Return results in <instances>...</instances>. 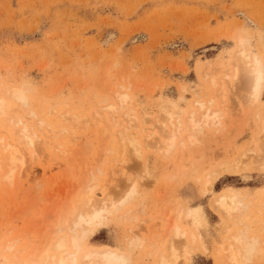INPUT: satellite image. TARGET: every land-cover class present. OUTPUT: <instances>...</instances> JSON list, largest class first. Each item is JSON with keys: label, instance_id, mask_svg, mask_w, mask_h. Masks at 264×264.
<instances>
[{"label": "rangeland", "instance_id": "obj_1", "mask_svg": "<svg viewBox=\"0 0 264 264\" xmlns=\"http://www.w3.org/2000/svg\"><path fill=\"white\" fill-rule=\"evenodd\" d=\"M238 36L264 67V0H0V98L10 88L28 94L26 105L0 107V144H16L19 119L38 139L32 148L20 144L23 163L11 175L0 163V264L15 257L23 263L49 238L64 235L63 219L74 216L78 195L92 186L96 199L105 194L112 201L86 248L114 249L127 264H175L167 258L170 245L187 242L185 264H229L224 247L246 226L244 233L259 241L244 263L264 264V170L253 168L264 138V125L263 134L258 125L264 121V85L258 100L246 99L249 87L238 80L242 66L238 71L235 63L240 59L234 62L241 56L234 55L241 49ZM231 75L243 87L233 88ZM121 95L128 98L122 107ZM129 109L135 124L124 117ZM211 110L214 124L183 121L200 120L199 111ZM65 112L79 120L64 121ZM124 127L140 141L139 154L117 152L116 132ZM170 130L175 141L166 153L161 145ZM247 149L253 160L243 156ZM237 156L247 161L235 163ZM215 167L214 177L209 173ZM222 191L241 198L244 211L225 217L213 209ZM184 206L200 214L195 231L203 249L187 237L171 241V224L189 231ZM179 249L178 257L184 254Z\"/></svg>", "mask_w": 264, "mask_h": 264}, {"label": "bare ground", "instance_id": "obj_2", "mask_svg": "<svg viewBox=\"0 0 264 264\" xmlns=\"http://www.w3.org/2000/svg\"><path fill=\"white\" fill-rule=\"evenodd\" d=\"M242 36V35H241ZM236 38H237V36H236ZM264 39V37H262V40ZM236 41H238L237 43H238V45L237 46H240V50H238L237 51V49H236V51L234 52V55L235 54H237V53H240V57H238V56H233L235 59H234V62L236 61V60H238V59H240L241 60V58H242V60H245V61H243V63H242V65H241V63H240V60H238V61H236L235 63H237V65L239 66V68L237 69L238 71H240V69L242 68V70L244 71V73H245V75H243L244 73H243V71L241 70V72L242 73H240L239 72V74L237 75V76H239V79L238 80H240L241 82L242 81H244L243 83H244V86L245 87H249L248 89H249V92L248 91H246V90H244V91H246V93L248 92L251 96L249 97V96H247V100L248 99H252L253 100V102L255 101V100H258V98H259V96L261 95V92H262V89H263V85H264V67H263V64H262V62H263V60H262V62H261V60L259 59V58H257L256 56H254L251 52H249V51H247V50H245V45H246V40L245 39H243L242 37H239L238 36V40L236 39ZM247 47V46H246ZM238 48V47H237ZM264 50V49H263ZM264 53V52H263ZM262 56V55H261ZM264 56V55H263ZM238 57V58H237ZM259 57V56H258ZM241 60V61H242ZM231 62H233V61H231ZM233 62V63H234ZM245 62V63H244ZM234 63V65H235V68H236V64ZM240 64V65H239ZM244 64V65H243ZM231 65H232V63H231ZM234 65H232L233 67H234ZM240 66H242L241 68H240ZM233 67H231V68H233ZM236 70V69H235ZM233 71V70H232ZM237 71V72H238ZM234 72V71H233ZM236 72V71H235ZM234 72V74H236ZM232 73V72H231ZM230 73V74H231ZM225 75V74H224ZM243 77H242V76ZM204 76V75H203ZM202 76V77H203ZM209 76V75H208ZM213 76V75H212ZM225 76H227V74L225 75ZM232 76V78H233V76L234 75H231ZM241 76V77H240ZM216 77H218V76H216ZM235 77L236 76H234V78H233V80H234V82H233V80H232V85H233V88L234 87H236L237 86V83H235ZM245 77V78H244ZM204 78H206V76H204ZM243 78V79H242ZM219 79V78H218ZM226 79V78H225ZM216 80H217V78H216ZM209 81L211 82V84H213V86L215 85L214 83L215 82H213V77H212V79H209ZM219 81V80H218ZM220 81H221V79H220ZM219 81V82H220ZM237 82V81H236ZM239 82V81H238ZM240 82V83H241ZM226 83H227V80H226ZM221 84V83H220ZM223 84V83H222ZM221 84V85H222ZM21 85H24V84H21ZM224 85V84H223ZM222 85V86H223ZM235 85V86H234ZM243 84H239L238 86H239V88H241V87H243L242 86ZM237 86V87H238ZM212 87V86H211ZM6 88V87H5ZM25 88V87H24ZM219 88V87H218ZM7 89V88H6ZM5 89V90H6ZM10 89H13L11 92H9V94H7L6 95V92H5V95H6V97H4V98H0L1 100H0V107L2 108V106L4 105V104H6V103H10V102H22V104L24 105H26V97H27V95L28 94H25V91L24 90H21V89H14V88H10ZM27 89H28V87H27ZM1 90H3V86L1 87ZM182 90V89H181ZM221 90V89H220ZM233 90V89H232ZM240 90V89H239ZM2 92V91H1ZM27 93H29V92H27ZM245 93V92H244ZM4 95V94H3ZM29 95H30V93H29ZM245 95V94H244ZM2 97V96H1ZM245 97V96H244ZM117 99L119 100L120 99V102H118V105H120L121 103H125V101L126 100H128V98L126 97V96H124V95H121V96H117ZM252 100L250 101V102H252ZM127 102V101H126ZM197 102H199V101H197ZM200 103V102H199ZM198 103V104H199ZM207 103V102H206ZM210 103V102H209ZM11 104V103H10ZM16 104V103H15ZM201 104H203V103H200V105ZM208 104V103H207ZM12 105V104H11ZM252 105H254V103H252ZM16 106V105H15ZM20 106H21V104H20ZM108 107H109V109H111V111L113 110L114 111V109H115V107H114V105H107ZM107 106H105V107H107ZM121 107L123 106L122 104L120 105ZM196 106H198L197 104H196ZM202 106V105H201ZM5 107V106H4ZM22 107H24V106H22ZM121 107H120V109H121ZM126 107V106H125ZM203 107V106H202ZM12 108V107H11ZM164 108V107H163ZM206 109H208L207 108V106L205 107ZM263 110L262 111H264V107L262 108ZM106 110H108L107 108H106ZM125 110H126V108H125ZM124 110V111H125ZM161 110V109H160ZM200 110V109H199ZM130 113H129V112ZM207 111V110H206ZM206 111L205 112H201L200 113V111H199V113H198V115H202L203 113H204V115H200L202 118L199 120L198 118H195V116H193L194 118H195V120H197L198 119V121H195V120H193V119H189V120H186V118H184L185 120H183L184 121V123L187 125L188 123H186V121L187 122H189V126H191V127H200V122H202V124H204V126L206 125L205 123H207L209 120H211V121H209V125H210V123L212 124H214L215 122H216V120L217 119H215V121H214V119H213V117L214 118H217L216 116H217V113H215L214 114V111H210L211 112V114L212 115H210V112L207 114V115H209V118H208V116L206 115ZM261 111V112H262ZM108 112L109 113H111L109 110H108ZM118 112V111H117ZM126 112V111H125ZM123 113V114H125V118H126V116H127V120L130 122V123H132V124H135L134 123V120H131L130 119V115H131V112H132V110H127V113ZM216 112V111H215ZM170 113V112H169ZM195 113H197L196 111H195ZM30 114V113H29ZM37 114V113H36ZM35 114V115H36ZM114 114V113H113ZM167 114V113H166ZM219 114V113H218ZM60 115V114H59ZM96 115H98V114H96ZM111 115H112V113H111ZM114 115H116V114H114ZM122 115V114H121ZM162 115V114H161ZM261 115H262V118H263V116H264V113L262 114L261 113ZM260 115V116H261ZM71 117H69V115H68V112H65L64 114H61L60 115V117H61V119H63L64 121L65 120H68L69 119V121L72 119H74L75 121L78 119L79 120V118H77V116L76 115H70ZM113 116V115H112ZM123 116V115H122ZM166 116V115H165ZM164 115H163V117H165ZM33 117V116H32ZM59 117V118H60ZM114 118H115V116H113ZM113 117H111V119H113ZM123 117V118H124ZM172 117L173 116H169V118H170V120H169V118L167 117L166 119H167V121H165L164 122V124L166 123V122H168V120L170 121V122H173V124H174V121L172 120ZM184 117V116H183ZM190 117H192V116H190ZM212 117V118H211ZM28 118H30V116L28 117ZM37 118V117H36ZM68 118V119H67ZM71 118V119H70ZM116 118H117V116H116ZM124 118V119H125ZM177 117H174V120H176V125H177V127L176 128H174V127H172L171 126V124H169V125H167V126H170V127H172V128H174L175 130L174 131H176V129H177V131H179L178 129H179V126H178V124H180V121L178 122V120L176 119ZM188 118H189V116H188ZM187 118V119H188ZM24 119V118H23ZM132 119H133V116H132ZM165 119V120H166ZM62 120V121H63ZM73 120V121H74ZM77 120V121H78ZM114 120V119H113ZM122 120V119H121ZM172 120V121H171ZM261 120H263V119H261ZM11 121H13V120H11ZM38 121V120H37ZM69 121H67V122H69ZM214 121V122H213ZM17 122V121H16ZM15 122V123H16ZM25 122H26V120H25ZM39 122H41V121H39ZM70 122H72V121H70ZM128 122V123H129ZM170 122H168V123H170ZM178 122V123H177ZM260 122H263L264 123V121H260ZM14 123V124H15ZM18 125L19 126H21L19 129H17V131H16V129H14L17 133H14L13 135H17L15 138H17L18 136V138L16 139V140H14V141H16V144L15 143H12V144H10V142L8 143L6 140H5V142H7V143H5V142H1V144H0V163L3 161L4 162V166L7 168V170H8V173L11 175L12 173H13V171H14V169H15V167L16 166H18V165H20V164H22L23 163V153L20 151V149L22 150V148L20 147V144H24V146L25 147H30V148H32L33 146H34V143L36 142L35 141V139H36V136L34 135V134H32V132L30 133L29 131L30 130H28V128H27V126H26V124L23 122V120H21V119H19L18 120ZM27 123V122H26ZM127 123V122H126ZM129 123V124H130ZM263 123H258V125L259 124H261V126L263 127ZM163 124V125H164ZM201 124V125H202ZM166 125V124H165ZM165 125H164V127H165ZM187 125V126H188ZM120 126V125H119ZM128 126V125H127ZM166 126V127H167ZM185 126V125H184ZM207 126V125H206ZM161 127H163V126H161ZM160 127V128H161ZM163 127V130H165V128ZM181 128L180 129H183L182 128V126H180ZM15 128V127H14ZM171 128V129H172ZM189 128V127H188ZM261 127H260V125H259V129H260ZM162 129V128H161ZM192 130H195L196 131V129L194 128H191ZM263 129V128H262ZM262 129H260V131H262ZM105 131L103 132L104 134H107L108 133V131H107V128H105L104 129ZM176 131V133H175V135L176 136H178L177 134H179V132H177ZM188 131V130H187ZM191 131V130H190ZM118 133V134H117ZM165 133V132H164ZM170 134L168 135L167 134V136H166V138H165V141H163L162 142V145L159 143V145H161V146H163V148H162V150H163V152H165L166 151V153H167V151H171V150H169L171 147L173 148V146H172V143H173V140H174V138H175V135H172L173 134V131H171L170 130V132H169ZM259 133V132H258ZM36 134V133H35ZM262 134H263V131H262ZM261 134V135H262ZM147 135V134H146ZM163 135V134H162ZM172 135V136H171ZM259 135V134H258ZM261 135L260 136H258V137H261ZM264 135V134H263ZM118 136V137H117ZM151 135H149V137H150ZM164 136H165V134H164ZM6 137V136H5ZM116 137H117V139H118V142H120L119 143V145H120V150L119 149H117V152L118 153H120V155L122 154V155H128L129 153H131V152H135L136 154H139L140 152H139V144H140V141L137 139V138H135L134 136H131L130 134H128L127 133V128L126 127H124V128H121V130H118V132H116ZM145 137V136H144ZM144 137H142V140H143V138ZM146 137H148V136H146ZM145 137V138H146ZM193 137V136H192ZM191 135L189 136V138H187V139H190L191 140ZM2 138V137H1ZM0 138V139H1ZM151 138V137H150ZM163 138V137H162ZM169 138V139H168ZM177 138V137H176ZM257 138V137H256ZM6 139V138H5ZM8 139V138H7ZM12 139V138H11ZM148 139V138H147ZM167 139H168V141H167ZM262 139H263V141H262ZM262 139H259L260 141H261V143L258 141V143H257V147L255 148V149H258V152H259V154L258 155H256V156H254V155H252L251 153H252V150H251V152H249V149H247L248 150V152H247V150H245V152L247 153H245L244 151H243V153H245L246 155H243V156H246L247 157V155H249L250 156V154H251V160H253V158L254 157H256L257 158V160L256 159H254L255 160V162H256V164H255V162H253L254 163V169H260V170H264V138H262ZM9 140V139H8ZM18 140V141H17ZM36 140H38V139H36ZM120 140V141H119ZM146 139H144V141H145ZM178 140V139H177ZM190 140H188V141H190ZM192 140H194V138H192ZM191 140V141H192ZM11 141V140H10ZM175 141V140H174ZM190 141V142H191ZM169 143V144H166V143ZM193 143H195L194 141H192ZM157 143V144H158ZM175 143V142H174ZM166 144V145H165ZM192 144V143H191ZM259 145V146H258ZM138 147V148H137ZM246 149V148H245ZM129 150H131V151H129ZM161 150V151H162ZM165 150V151H164ZM23 151V150H22ZM120 151V152H119ZM128 151H129V153H128ZM112 152V151H111ZM128 153V154H127ZM134 153V154H135ZM242 153V154H243ZM254 153V152H253ZM242 154H240V155H242ZM122 155H121V157H122ZM248 156V157H249ZM254 156V157H253ZM248 157H247V160H248ZM238 159H240L239 160V163H244V162H246L247 160H245L244 158V160L245 161H242L243 159H241V157L239 158V156H237L236 158H235V160H234V162L236 163H238ZM250 162V161H249ZM220 163H224L225 165H227L225 162H220ZM220 163H218V164H220ZM228 163V162H227ZM238 163V164H239ZM251 163V166H252V162H250ZM217 164V165H218ZM222 164H220L221 166H223ZM232 164V163H231ZM234 164V163H233ZM237 164V165H238ZM249 164V163H248ZM247 163H245V165L244 166H246V165H248ZM216 165V166H217ZM255 165H256V167L257 168H255ZM2 166H3V164H2ZM233 166H235V164L233 165ZM237 167V166H236ZM239 167V166H238ZM241 167H243V166H241ZM1 168V167H0ZM219 168V167H218ZM218 168L217 167H215L214 169H215V172L213 173H211L210 171V173L209 174H214V177H215V175H217L218 173H217V171H219L218 170ZM229 168H232V167H229ZM235 168V167H234ZM240 168V167H239ZM244 168V167H243ZM221 169H225V168H221ZM237 169V168H236ZM245 169V168H244ZM217 170V171H216ZM239 170V169H238ZM246 170V169H245ZM255 171V170H254ZM216 173V174H215ZM224 173V172H223ZM207 174V173H206ZM205 174V175H206ZM221 174V173H220ZM220 174H219V176H220ZM222 175V174H221ZM9 175H7V177H8ZM208 176V175H207ZM213 177V176H212ZM211 177V178H212ZM209 178V180H207V181H205V185L207 186V188H208V186H209V189H210V187L213 185V180H210V177H208ZM213 179V178H212ZM205 180V179H204ZM215 180V179H214ZM88 186H90V185H88ZM133 186V185H132ZM206 186H205V189H207L206 188ZM93 187V186H92ZM89 187L88 189H84V192L82 193V194H80V195H78L79 197H78V199L77 200H75V214H74V216L72 217V218H68V219H63V223H64V227L63 228H61V229H59L60 230V232H62V233H64V235H62V236H60L59 238H57L56 240L54 239V240H52V239H50L49 238V240H47V242L40 248L39 247V249H36L37 251L35 252V254L34 255H29L30 257L28 258V259H26L23 263H19L18 262V260L16 259V257H15V259L17 260H13V262H11L10 264H127L128 263V260H127V257L125 256V254L123 255V254H121L120 252H118V251H116V250H114V249H110V248H107V247H105V248H86V246H85V242H86V239H87V237L88 236H90V234L92 233V231H96L97 229H98V227L100 226V224H102L101 223V220H103L104 219V216H103V214L106 212V209L107 208H109V206H107L109 203V201L111 200H108V202H107V197H106V195L104 194V196L103 197H101L100 199H96V196H95V194H94V190H96L97 189V187H96V189H94L95 187ZM135 187V186H134ZM208 189V190H209ZM134 188L132 187L131 188V190L129 191V194L128 195H131V194H134ZM237 193V192H236ZM238 194V193H237ZM244 194V193H243ZM249 195V194H248ZM242 196V195H241ZM129 197V196H128ZM250 198V196L248 197V199ZM126 198H124V200H125ZM128 199V198H127ZM126 199V200H127ZM245 200H247V199H245ZM252 200V199H251ZM112 201V200H111ZM213 201V200H212ZM248 201V200H247ZM263 201V200H262ZM214 204H215V206L213 205V207H216V208H213V209H215V210H218V211H222V216H224V214H225V217L226 216H231V215H233V214H238V213H241V211L243 210L244 211V209L247 207V204H244L243 202H242V200H241V198H238L237 196H235V195H233V194H230V193H228V192H224L223 193V191H222V193L220 192V194H217L216 195V198H215V200H214V202H213ZM112 204H113V202H112ZM115 204V203H114ZM263 204V208H264V202L262 203ZM111 205V204H110ZM185 207V209L181 212V214H183L184 215V217H185V219H187L188 221L187 222H189V226L191 227V229H190V227H189V231H186V230H182L181 229V227H179L178 225H176V223L173 225V224H171L170 225V227H171V229L170 230H172V231H170V232H172V234H173V238H172V240L171 241H176V239H177V243H178V241H181V239H183V238H188V240L187 241H189V245L192 243H194V242H197V244H200V248H201V246L203 245L202 243H201V236L195 231V228L197 227V225H198V223L200 222L199 220H200V214H199V212L197 211V210H194L193 208H191V207H186V206H184ZM260 207H262V206H260ZM258 208V207H257ZM260 209H262V208H260ZM181 210V209H180ZM217 212V211H216ZM179 213H180V211H179ZM178 213V216L180 215ZM224 213V214H223ZM259 213V215L261 214L260 212H258ZM257 213V214H258ZM264 212H262V221H263V216H264V214H263ZM240 215V214H239ZM181 216V215H180ZM235 216V215H234ZM68 217H69V215H68ZM178 218V217H177ZM238 218V217H237ZM261 218V217H260ZM65 220V221H64ZM105 220H106V218H105ZM235 220V219H234ZM239 220V219H238ZM253 220V219H252ZM179 221V220H178ZM62 223V222H61ZM60 223V224H61ZM104 223V222H103ZM238 225H239V223H237ZM260 224V223H259ZM63 225V224H62ZM236 225V224H235ZM241 225V224H240ZM239 225V226H240ZM103 226V225H102ZM59 228V227H58ZM241 228H242V230H244V232H245V228H246V226H245V228L244 227H242L241 226ZM240 228V229H241ZM238 230V229H237ZM58 231V230H57ZM56 231V232H57ZM240 230H238L237 232H239ZM169 232V233H170ZM243 231H240L238 234H237V236L235 237V239H233L234 240V243H232V244H230V245H227V246H225L224 247V249L226 248L227 249V251L226 252H224L223 254H224V257H225V253H227V256L225 257L226 258V262H227V260H229V264H243L244 262L246 263V261H248V263H250L251 262V254H252V252H255L254 250H255V246H257V243H258V241H257V239L256 238H249L245 233H244ZM168 234V233H167ZM60 235V234H59ZM54 235H52V236H50V237H53ZM169 236V235H168ZM171 237V236H170ZM230 237V236H229ZM176 238V239H175ZM227 238V237H226ZM231 238V237H230ZM234 238V237H233ZM178 239H180V240H178ZM229 240V239H228ZM230 240H232V239H230ZM229 240V241H230ZM143 241V240H142ZM140 242H141V240H140ZM171 244H172V242H170ZM185 243V242H184ZM179 244V243H178ZM186 244H187V242H186ZM186 244H184V247H182V245L180 246V245H177L178 247L176 248V247H174V245L172 244V245H170V250H169V252H167V253H170V256L169 257H167L168 259L169 258H172L173 260H174V262H176L175 264H177V261H179V259H180V257H181V259H180V261H179V263L178 264H185L184 262H186V263H188L187 261H188V259H189V251H188V249L190 248V247H188L187 246V248L185 247L186 246ZM158 247V246H157ZM181 247V253H183V250H184V254H181V253H179V254H181V256L180 257H178L179 255H177V251H176V249L177 250H179L180 251V248ZM197 247V246H196ZM203 247V246H202ZM7 248H11V245H10V247H9V245H8V247ZM160 248V247H159ZM158 248V249H159ZM192 249V248H191ZM198 249V248H197ZM201 249H203V248H201ZM225 249V250H226ZM221 250V249H220ZM159 251V250H158ZM158 253H160V252H158ZM165 253V252H164ZM33 254V253H32ZM157 255V254H156ZM217 255V254H216ZM155 256V255H154ZM164 256V255H163ZM161 254H160V256L159 257H161V258H159V259H161V261H162V263H164V262H167V258L166 257H163ZM155 257H157V256H155ZM177 257H178V259H177ZM220 257V256H219ZM14 258V257H13ZM184 258V259H183ZM253 258V257H252ZM157 259V258H156ZM177 259V261H175ZM183 259V260H182ZM158 260V259H157ZM170 260V259H169ZM171 261V260H170ZM182 261V262H181ZM181 262V263H180ZM158 263H160V261H158ZM168 263V262H167ZM244 263V264H245ZM161 264V263H160ZM165 264V263H164Z\"/></svg>", "mask_w": 264, "mask_h": 264}]
</instances>
